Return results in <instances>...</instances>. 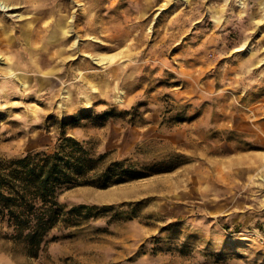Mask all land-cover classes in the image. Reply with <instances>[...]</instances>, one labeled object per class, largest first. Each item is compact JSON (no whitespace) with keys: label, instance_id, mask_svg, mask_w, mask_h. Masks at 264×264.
Instances as JSON below:
<instances>
[{"label":"rangeland","instance_id":"obj_1","mask_svg":"<svg viewBox=\"0 0 264 264\" xmlns=\"http://www.w3.org/2000/svg\"><path fill=\"white\" fill-rule=\"evenodd\" d=\"M0 1V155L183 162L63 190L112 208L0 264H264V0Z\"/></svg>","mask_w":264,"mask_h":264},{"label":"trees","instance_id":"obj_2","mask_svg":"<svg viewBox=\"0 0 264 264\" xmlns=\"http://www.w3.org/2000/svg\"><path fill=\"white\" fill-rule=\"evenodd\" d=\"M104 159V154H93L65 132L57 137L52 151L0 155V241L12 253L36 258L53 229L76 228L112 208L87 203L67 206L59 201L63 190L80 185L106 188L169 171L183 163L166 160L141 167L129 158Z\"/></svg>","mask_w":264,"mask_h":264},{"label":"bare ground","instance_id":"obj_3","mask_svg":"<svg viewBox=\"0 0 264 264\" xmlns=\"http://www.w3.org/2000/svg\"><path fill=\"white\" fill-rule=\"evenodd\" d=\"M9 6L6 4V3H4L3 1H0V9H2V10H8L9 8H8ZM67 31L68 30H66L64 27H62L61 26V24L59 23V25H58V28L57 27H55V29H54V33L55 34H66L67 33ZM60 32V33H59Z\"/></svg>","mask_w":264,"mask_h":264}]
</instances>
